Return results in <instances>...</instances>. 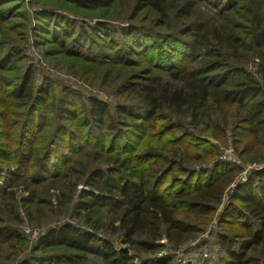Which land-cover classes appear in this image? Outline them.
<instances>
[{
	"label": "trees",
	"instance_id": "16d2710c",
	"mask_svg": "<svg viewBox=\"0 0 264 264\" xmlns=\"http://www.w3.org/2000/svg\"><path fill=\"white\" fill-rule=\"evenodd\" d=\"M138 3L163 22L115 26L36 14L54 54L89 67L90 86L122 81L116 72L125 66L145 67L146 78L126 79L118 92L136 100L137 110L70 87L57 94L51 80L37 86L24 40L13 39L26 33L11 36L9 19L0 16V256L27 243L19 209L31 222L33 213L52 209L72 221L49 229L36 256L20 264H173L170 258L137 263L130 252L155 256L164 238L175 247L195 239L198 221L216 212L238 173L217 160L206 140L155 144L153 136L164 135L157 129L165 112L196 128L208 125L216 137L229 129L244 163L264 161V0ZM211 158L212 168L191 169ZM232 194L220 223L241 229L242 240L239 250L228 235L219 244L229 264H249L264 252V169ZM3 216H12L13 226L2 224ZM105 236L118 237L125 248Z\"/></svg>",
	"mask_w": 264,
	"mask_h": 264
},
{
	"label": "rangeland",
	"instance_id": "374dc122",
	"mask_svg": "<svg viewBox=\"0 0 264 264\" xmlns=\"http://www.w3.org/2000/svg\"><path fill=\"white\" fill-rule=\"evenodd\" d=\"M74 4H68L65 0H0V16H5L9 19L6 25L9 29L11 36H16L21 33H26L25 39L23 37H14L13 39L24 40L26 44L25 55L27 66L32 65L37 72L36 76V85H42L48 80L54 82L57 94H59L62 88L70 87L77 91H80L83 95L86 96H98L99 98H104L108 103L116 104H125L130 108L138 109L139 104L137 101L132 98H121L118 95V92L123 91V84H126L125 80H134L139 82V78H146V72L143 68L136 65L130 67L125 66L123 71L118 74V78L122 81L112 82V85H101V79L98 85L90 86L88 82H85L88 72V66L84 65L81 62H74L72 60L64 58L62 55L54 54L55 47H52L51 42H46L42 39L50 38V35L42 34L41 32L43 27L42 17H37L39 12L60 14L66 17L73 18V16L78 17L77 20L87 19L90 20V24L98 22H110L115 26H129L130 25H157L162 23L158 15L155 12L145 5L139 4L138 0H114V4L111 6H105L102 3H95L93 0H73ZM22 6L24 9L20 10ZM21 16H18L17 13ZM65 12V13H64ZM76 20V21H77ZM5 25V26H6ZM42 26V27H41ZM2 37V36H0ZM253 72L256 70V63L252 61L249 67ZM126 71L129 72V75L126 76ZM137 76V77H136ZM125 77V78H124ZM124 78V80H123ZM134 78V79H133ZM121 102V103H119ZM162 118H167L164 121H159V128L157 132H161L164 128V135H155L152 140L155 144H158L157 141L159 138H164V141L161 145L169 146L172 148L171 143L176 139H181L184 136H189L187 139L181 141L182 143H187L186 145H194L199 142H204L205 140L208 144H211L215 148V152L218 156L217 160L228 158L238 162L234 167L238 173V178L240 179L243 174L249 177L255 172L258 168L259 170L264 169V161L255 162V163H244V161L239 157L233 141L231 131L228 129L224 131V134L216 137L212 134V127L208 125L196 128L191 123L189 119L175 116L169 112H165ZM163 126V127H162ZM175 127V128H174ZM137 136V134L135 135ZM136 139V138H135ZM204 140V141H197ZM169 148V147H168ZM238 157V158H237ZM215 159V157H214ZM214 159L211 158L205 163H197L192 166L195 171L202 169H210L214 165ZM241 162H240V161ZM226 163L225 161H223ZM257 164L259 166H255ZM201 168V169H200ZM14 170V169H12ZM247 180V181H248ZM235 181V182H236ZM232 187V186H231ZM229 187L224 194L222 203L217 207L216 212L208 217L206 221H198L201 227L200 233L197 237L183 246H173L166 238L162 239L159 243L163 246L159 254L166 253L167 257L170 258L173 264H229V258L222 251L219 244L220 236H230L234 240L235 250H239L240 241L242 240V231L237 226L229 223H220L222 214L224 211L231 206L233 192ZM52 193V200L56 203V193ZM23 194H20L19 197H23ZM20 216L23 220L21 227V232L26 238V245L17 250L10 252L9 249L3 250L1 256H3V264H20L22 261H25L34 254L35 248L37 247L38 240L45 235V233L55 226L65 223L66 221L71 222L72 219L68 217H62L61 215L56 216L52 213V209L46 210L44 215H39L33 213L32 222L27 221L26 214H24L23 209H19ZM5 214V213H3ZM0 213V216L3 215ZM6 222L9 225L14 221L11 216H3ZM29 222V223H28ZM204 222V223H202ZM15 223V222H14ZM102 237V235H100ZM106 237V236H105ZM111 241V243L117 248H122V241L118 237L110 238L106 237ZM127 247V246H126ZM134 261L140 263L142 261L146 262L153 259L154 256L144 254L142 252L135 253L133 250L130 252ZM255 252L253 260L249 264H264V252L258 254ZM92 264H97L93 260ZM91 264V263H90Z\"/></svg>",
	"mask_w": 264,
	"mask_h": 264
},
{
	"label": "built area",
	"instance_id": "2783aa9c",
	"mask_svg": "<svg viewBox=\"0 0 264 264\" xmlns=\"http://www.w3.org/2000/svg\"><path fill=\"white\" fill-rule=\"evenodd\" d=\"M238 158V157H237ZM221 161H225L226 163H229V164H232V165H236L238 162H236L235 160H231V159H228V158H223V159H221ZM240 161V160H239ZM241 162V161H240ZM256 167L257 166H259V165H257V164H254ZM257 170H259L258 168H256ZM247 180H248V177L246 176V174H243V176L239 179L238 178V180L236 181V182H234L233 184H232V187H231V191L230 192H233L234 191V189L236 188V187H238L239 185H241V184H245L246 182H247ZM162 241V240H161ZM160 241V242H161ZM168 257H167V254L166 253H161V254H156L154 257H153V259H151L152 261H163V260H165V259H167ZM150 260V261H151Z\"/></svg>",
	"mask_w": 264,
	"mask_h": 264
}]
</instances>
